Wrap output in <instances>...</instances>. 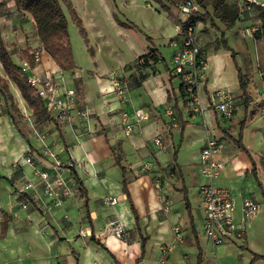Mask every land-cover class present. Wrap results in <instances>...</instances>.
<instances>
[{"label": "crops", "instance_id": "crops-1", "mask_svg": "<svg viewBox=\"0 0 264 264\" xmlns=\"http://www.w3.org/2000/svg\"><path fill=\"white\" fill-rule=\"evenodd\" d=\"M3 1L0 32L14 62L17 56L20 62L26 48L29 53L37 51L39 60L31 71L56 77L62 69L42 48L30 14L16 8L13 0ZM78 1L83 11L77 0H68L72 15L66 1L60 0L81 34L85 51L81 63L69 36L76 68L64 70V80L66 87L74 88L79 80L81 99L90 116L84 121L73 113L67 123L51 115L47 126L31 121V128L21 119L20 131L0 111V264H264V25L260 18L264 5L252 6L242 15L237 12L231 28L214 17L216 26L209 17L195 22L196 42L205 52L206 64L196 85L199 109L193 111L180 90L181 77L171 72L173 47L168 40L180 25L173 7L168 5L166 12L155 0H101L102 14L89 8L85 0ZM224 2L235 7L236 0ZM206 9L212 13L210 5ZM102 19L108 23L100 25ZM253 25L260 28L255 37L242 34L243 27ZM222 39L229 48L222 45ZM150 48L156 50V57L139 65L137 58ZM238 69L244 75L246 99L238 85ZM109 72L127 81L123 99L112 91ZM8 86L26 112L16 86L11 82ZM218 88L234 96L230 120L213 108L212 94ZM169 105L173 116L166 112ZM137 108L145 109L148 117L134 122L126 132L122 115L127 113V121H133ZM172 117L175 127L170 126ZM208 128L223 143L216 158L224 167L214 184L235 198L233 219L244 228L243 238L217 245L203 235L198 196V187L205 182L199 152ZM156 136L160 145L154 143ZM45 148L63 160H72L71 172L81 192L60 200L46 199L49 210L42 213L35 206H19L16 189L33 177L29 165L15 161L30 153L48 164ZM143 164L150 168L143 169ZM120 165L126 173L127 193ZM156 179L165 192L167 209L153 186ZM33 181L39 189V180ZM106 194L116 199L113 205L103 204ZM242 197L259 204L255 217L243 216ZM115 218L125 224L121 238L106 228Z\"/></svg>", "mask_w": 264, "mask_h": 264}, {"label": "built area", "instance_id": "built-area-1", "mask_svg": "<svg viewBox=\"0 0 264 264\" xmlns=\"http://www.w3.org/2000/svg\"><path fill=\"white\" fill-rule=\"evenodd\" d=\"M261 0H236L235 8L242 15L249 13L252 6H263ZM179 13V23H188L189 16L193 12H200L201 7L196 0H180L177 4ZM260 28L258 25L243 27L242 34L254 36ZM195 30L190 24L182 29L179 25L176 33L168 40V45L173 47L171 56L172 70L174 74L181 77L183 82V92L185 94V102L188 109L196 111L199 109V97L196 93V85L202 77V72L206 64V55L203 49L195 41ZM33 59L38 62L39 53H31ZM139 63L142 60L138 61ZM20 67L25 71L27 79L31 85L35 87L39 95L44 101L46 111L54 118L61 122L69 123L72 114L87 121L90 116L89 108L82 102L77 95L74 87H66L64 70H60L56 77L46 74L40 76L32 72L25 60H20ZM108 76L111 80L112 91L118 97L123 99L128 89V83L123 78L115 76L114 72H109ZM213 108L221 115L223 119L230 120L233 117L235 99L232 93L225 88H218L212 94ZM166 112L173 116L172 106L166 107ZM133 121H127V113H123L125 131L130 132L134 122L139 123L148 117V112L143 108L133 110ZM170 126H177L176 120L172 117ZM204 144L199 152L200 172L205 178V182L198 187V196L203 212V235L211 244L217 245L232 238H243L244 228L235 224L233 219V211L236 207V200L230 195L225 187L214 184V178L218 176L224 167V162L216 158L222 150L223 143L208 128ZM161 139L156 136L154 143L160 145ZM49 156L48 164H44L38 157L30 153H25L22 157L15 161V164H27L32 168L33 179L37 178L39 189L32 178H27L20 187L16 189L18 204L21 208L27 209L29 206H35L42 213L49 210L47 200H60L61 198L70 197L78 192V186L75 183L71 169L74 163L70 159H61L58 155L45 148L44 150ZM264 160V154L262 156ZM143 169L150 168L149 164H143ZM153 186L158 192V197L164 208H168L166 195L161 190V182L159 179L154 180ZM116 199L106 194L102 198L103 204L113 205ZM240 210L244 217L253 218L258 214L259 204L249 197H242L239 201ZM108 231L116 238H121L125 224L115 218L106 224ZM174 231L178 228L175 226ZM83 235L82 232H80ZM205 264H218L210 261Z\"/></svg>", "mask_w": 264, "mask_h": 264}, {"label": "trees", "instance_id": "trees-1", "mask_svg": "<svg viewBox=\"0 0 264 264\" xmlns=\"http://www.w3.org/2000/svg\"><path fill=\"white\" fill-rule=\"evenodd\" d=\"M66 1L70 13L74 15V11L71 9L70 3ZM161 4L163 9L168 12L169 8L166 6L162 0H155ZM170 3H176L177 0H166ZM201 7L200 12H193L189 16L188 23H180L182 29H184L187 24L195 27V22L197 20H203L209 17L211 24L215 25L213 17L217 18L226 28H231L237 18V11L235 7H231L224 2V0H196ZM16 8L27 11L34 23L35 31L37 36L42 43V48L44 51L54 60L58 67L62 70H72L76 68L71 45L70 38L67 30V18L62 9L60 0H13ZM210 5L212 7V13L206 9V6ZM260 18L262 24L264 25V11L260 12ZM80 31L82 27L78 19H75ZM216 26V25H215ZM195 30V28H194ZM258 32V31H257ZM256 32V33H257ZM255 33V35H256ZM195 34V32H194ZM254 35V37H255ZM149 39V38H148ZM196 41V35H195ZM197 43V42H196ZM198 44V43H197ZM222 45L229 48L222 39ZM156 50L150 48L145 54L140 55L137 58V63L139 65H146L150 60L156 57ZM21 60H25L30 68L35 67L37 62L33 59L31 53L28 52V48L21 51ZM142 60L141 63L138 61ZM0 68L2 75L0 74V98L3 100L5 105V112L12 118L15 122L16 119H23L21 110L17 107L15 99L9 90L8 84L13 83L19 91L21 98L26 103L27 108L31 111V116L33 118L32 122L34 125L44 123V121L52 120L51 114L46 111L45 104L37 90L27 79V75L24 70L20 67V62L16 63L12 59L11 52L8 50L6 44L4 43L1 32H0ZM171 72L174 74L173 70ZM177 75V74H176ZM244 75L238 69V85L239 88L246 99V84L243 81ZM263 81L264 77L262 76ZM75 89L77 95L81 98L79 80H75ZM180 90L185 97L183 92V82L181 81ZM16 116L18 118H16ZM243 119L240 121L241 126L243 125ZM236 145L240 149H244L243 145L239 140H235ZM112 153L115 158V162L118 164V159L115 153V148H112ZM122 169V185L123 190L126 192L127 177L124 168L120 165ZM76 179V177L74 176ZM78 186V192H81V188ZM127 193V192H126ZM128 196V195H127ZM129 198V196H128ZM131 209L135 214L133 205ZM136 215V214H135ZM200 263V262H199Z\"/></svg>", "mask_w": 264, "mask_h": 264}, {"label": "rangeland", "instance_id": "rangeland-1", "mask_svg": "<svg viewBox=\"0 0 264 264\" xmlns=\"http://www.w3.org/2000/svg\"><path fill=\"white\" fill-rule=\"evenodd\" d=\"M8 0H4L3 1V3H6ZM118 1V0H117ZM85 2V4L87 5V6H89V8H92L93 10H98V11H101V9L103 8V6H102V2H101V0H85L84 1ZM162 2L166 5V6H171V7H173V10H175V11H177V13H178V9H177V4L180 2V0H177L176 1V3H170V2H168V1H166V0H162ZM77 5H78V7L80 8V11H83V8H82V2L80 1H78L77 0ZM177 9V10H176ZM63 11H64V14L66 15V18H67V22L69 23V30H68V33L70 34L69 36H71V42H72V44H73V49H74V52L76 53V55L77 56H80L79 57V59H80V62L81 63H83V59H85L83 56L85 55V51H83V49H82V45H81V38H80V33L77 31V29H76V26L74 25V24H72L71 23V21H69V13H68V11H65L64 9H63ZM81 13H83V12H81ZM101 13L103 14V11H101ZM83 15V17H85L84 16V14H82ZM87 15V14H86ZM83 19H85V18H83ZM106 23H108L105 19H102V21H101V23H100V25H102V24H106ZM103 26V25H102ZM107 26H108V24H107ZM88 27V26H87ZM88 31H90L91 32V30L89 29V27H88ZM163 47H161V49H162ZM15 49H13L12 51H14ZM162 51H163V49H162ZM20 58H19V56H17V59L15 60L17 63H18V60H19ZM15 102H16V104H17V107L21 110V112H22V115H23V119H25V122L28 124V126H29V128H31L32 126H31V121L33 120V118H32V116H31V111L27 108V110H26V112L25 111H22V109L20 108V105H19V101H17L16 99H15ZM0 111H2L3 113L6 111L5 110V105H4V103H3V100L0 98ZM16 118H18L17 116H16ZM20 120L21 119H16V121L15 122H13L14 123V125L16 126V128H18L20 131H22V129H21V126H20ZM49 121H44V126H47ZM32 124H33V122H32ZM24 126L26 125L25 123L23 124Z\"/></svg>", "mask_w": 264, "mask_h": 264}]
</instances>
